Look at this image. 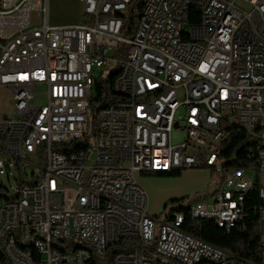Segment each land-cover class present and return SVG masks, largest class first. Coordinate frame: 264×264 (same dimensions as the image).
I'll list each match as a JSON object with an SVG mask.
<instances>
[{
	"label": "built area",
	"instance_id": "built-area-1",
	"mask_svg": "<svg viewBox=\"0 0 264 264\" xmlns=\"http://www.w3.org/2000/svg\"><path fill=\"white\" fill-rule=\"evenodd\" d=\"M80 1L83 21L55 25L48 0H0V87L12 102L0 120V264H264V0H144L131 33L132 0ZM191 1L201 30L185 40ZM117 64L115 96L95 101L109 76L94 68ZM185 169L216 174L213 200L192 203L196 220L223 213L219 227L245 231L253 202L258 260L207 246L184 228L185 206L149 214L137 174ZM27 238L50 246L22 248Z\"/></svg>",
	"mask_w": 264,
	"mask_h": 264
},
{
	"label": "rangeland",
	"instance_id": "rangeland-1",
	"mask_svg": "<svg viewBox=\"0 0 264 264\" xmlns=\"http://www.w3.org/2000/svg\"><path fill=\"white\" fill-rule=\"evenodd\" d=\"M50 23L51 24H75L83 21L82 4L80 0H48ZM124 45L120 43L118 49L123 50ZM120 56V55H118ZM118 70V64L114 68H94L96 77H108L112 72ZM44 90V87H39ZM39 103L45 101L43 93L38 94ZM12 102L9 93L0 87V120L11 113ZM183 109L179 110V113ZM94 118L91 107L88 111V136L89 140L94 142ZM184 130L174 128L172 132V141L174 144L181 143L184 140ZM157 170L163 169V163H156ZM216 174L207 169H185L176 175H158L155 173H138L139 183L148 193L149 206L148 211L151 216L161 220L172 209L181 206L190 207L197 197H203L206 202H211V194L216 188ZM207 196V197H206ZM68 246L73 249L82 241L71 237ZM119 245H114L108 252L109 259L112 258ZM167 262L166 258H162ZM174 263V262H172ZM177 264V263H175Z\"/></svg>",
	"mask_w": 264,
	"mask_h": 264
},
{
	"label": "trees",
	"instance_id": "trees-1",
	"mask_svg": "<svg viewBox=\"0 0 264 264\" xmlns=\"http://www.w3.org/2000/svg\"><path fill=\"white\" fill-rule=\"evenodd\" d=\"M144 0H132L128 7V17L126 18V25L129 29V33L132 32L135 27L141 10L143 8ZM191 23L196 22V16L192 17ZM117 70L112 72L105 81L104 91L95 99L97 102H103L104 99H111L115 96L112 90V82L114 80ZM104 94V96H103ZM163 170V169H161ZM158 175H176L181 172L175 173H164V172H153ZM259 203V197H254V205ZM253 202L249 204L250 215L246 218L247 230L239 231L237 229L231 232L226 231L217 225L214 220L211 219H194L191 216L189 207H182V212L186 216V222L184 228L194 235L201 237L205 241L214 244L218 247L226 248L237 254L243 255L248 258L255 260L259 259L261 246L259 241V235L257 231V218L253 211ZM207 264V263H203Z\"/></svg>",
	"mask_w": 264,
	"mask_h": 264
},
{
	"label": "bare ground",
	"instance_id": "bare-ground-1",
	"mask_svg": "<svg viewBox=\"0 0 264 264\" xmlns=\"http://www.w3.org/2000/svg\"><path fill=\"white\" fill-rule=\"evenodd\" d=\"M196 8H198V1H191V4H188L187 9V24L188 29H183V37L185 40H194L197 38V31L201 30V22L191 23L190 20L194 15H196ZM196 88H204V81H196ZM65 153L74 154V146H65ZM156 168V163H154V170ZM249 189H256V182H249ZM190 211L192 206L189 207ZM182 216L184 213L182 212ZM207 219L214 220L216 223H220L223 221V213H213L207 214ZM36 246H50V238H27V240L22 241V248L32 249ZM207 246L211 248H220L214 244L207 242ZM51 248H58V241H51ZM72 252H82V243L76 245ZM46 256V247H39L37 249V257H45ZM27 259H36V251L35 250H27Z\"/></svg>",
	"mask_w": 264,
	"mask_h": 264
},
{
	"label": "crops",
	"instance_id": "crops-1",
	"mask_svg": "<svg viewBox=\"0 0 264 264\" xmlns=\"http://www.w3.org/2000/svg\"><path fill=\"white\" fill-rule=\"evenodd\" d=\"M55 25H60V24H55Z\"/></svg>",
	"mask_w": 264,
	"mask_h": 264
}]
</instances>
